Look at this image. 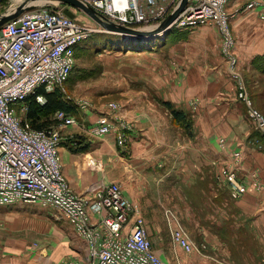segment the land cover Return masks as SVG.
<instances>
[{
	"label": "crops",
	"instance_id": "1",
	"mask_svg": "<svg viewBox=\"0 0 264 264\" xmlns=\"http://www.w3.org/2000/svg\"><path fill=\"white\" fill-rule=\"evenodd\" d=\"M244 3L245 0L231 1L229 12ZM244 23L257 25L251 31L256 35L254 41L246 44L249 53L245 56V63L253 67L252 58L264 52V21L255 12L246 11L231 19L234 29ZM179 33L184 37L189 34L185 30ZM217 33L216 27L208 26L200 33L201 41L178 43L176 49L173 46L170 59L165 57V79L162 77L156 88L161 93L165 91V100L182 106L178 109L192 112L189 100L202 98L200 108L198 103L194 109H199V116L207 114L203 99L207 94L210 96L209 88L217 92L218 80L208 78L207 73L212 68L195 60L191 48L195 50V44H198L197 47L201 49ZM174 56L175 63L171 64ZM170 71L175 75L170 76ZM176 72L180 75H176ZM171 92L175 96L168 95ZM100 94L107 96L111 92ZM146 96L149 98L148 94ZM152 99L159 107L155 108L154 102L146 98L139 102L129 100L122 107L123 113L134 119L132 129L127 132L128 146L125 148L118 145L112 134L96 137L88 132L101 114L110 111L96 104L84 110L77 106L74 115L77 123L61 128L63 140L59 148L62 171L70 186L77 194L89 199L94 197L96 188H106L110 183L117 182L130 200L145 204L147 217H155L158 210H169L172 226H181L197 247L192 260L184 264H264V199L250 185L249 179V172L258 170L264 183V151L251 148L252 137L257 131L254 124V132L230 147L232 150H243L239 180L247 186L244 195L232 198L230 187L217 180L218 166L229 164L232 158L218 148L217 133H212L210 128L201 129L200 124L197 127L194 125L191 134L179 127L178 130L185 132H182L180 142H185L186 136L194 138L192 142L188 139L194 157L188 161L180 160V149L185 148L186 142L185 145L171 142L176 135L172 139L169 131L175 133L177 124L175 120L173 124L170 120L172 113L161 106L157 98ZM26 105L27 109L24 110L23 105L19 104L18 108L22 111V115H19L30 121L27 118L28 102ZM208 111L209 116L217 115L216 110ZM42 116L41 121L46 118ZM50 116V119H54V115ZM226 128L233 130L232 123L226 124ZM232 133L235 134L231 131L229 135ZM186 163L188 166H185ZM212 164L214 170L211 169ZM156 165L164 172L157 171ZM154 233L151 234L149 230L155 243L158 237ZM154 251L162 259H168L171 250L160 245ZM86 253V242L77 235L71 222L55 208L31 203L0 206L1 263L60 264L68 256L83 258Z\"/></svg>",
	"mask_w": 264,
	"mask_h": 264
},
{
	"label": "built area",
	"instance_id": "2",
	"mask_svg": "<svg viewBox=\"0 0 264 264\" xmlns=\"http://www.w3.org/2000/svg\"><path fill=\"white\" fill-rule=\"evenodd\" d=\"M2 0L1 3H3ZM101 18L133 28L149 29L160 24L180 0H81ZM233 0H188L186 7L170 28H193L214 25L226 39L224 51L229 67L235 70L236 58L231 54L230 21L242 11L255 12L264 21V0H245L229 12ZM0 3V4H1ZM65 4L39 3L17 18L0 26V206L31 203L55 208L73 225L87 245L83 258L68 256L60 264H165L154 251L153 242L141 210L123 192L120 183L95 189L93 198L77 194L62 171L59 152L63 140L61 128L77 123L65 110L54 113V124L35 129L17 111L19 104L27 109V99L44 103L38 92L43 87L65 91L64 83L75 66V47L95 32L106 31L81 21L78 12L71 18L63 11ZM69 8L72 9L70 5ZM137 38L138 37H131ZM144 38H141L143 41ZM240 95L243 97L244 93ZM84 110L91 103L76 99ZM117 109L118 106L110 105ZM250 115L258 131H264V118L251 109ZM132 124L119 115L106 112L88 128L92 136L112 134L121 146L128 143ZM236 158L240 153L235 154ZM232 198H240L247 186L236 173L224 170ZM250 185L264 199V183L253 176ZM174 240L186 251L192 245L179 227ZM2 264V263H0Z\"/></svg>",
	"mask_w": 264,
	"mask_h": 264
},
{
	"label": "rangeland",
	"instance_id": "3",
	"mask_svg": "<svg viewBox=\"0 0 264 264\" xmlns=\"http://www.w3.org/2000/svg\"><path fill=\"white\" fill-rule=\"evenodd\" d=\"M23 1L24 0H4L3 3L0 4V14H3L6 11L15 8ZM71 7L73 11L78 12L81 21L96 26V23L94 24V21L90 19L89 16L80 11L78 8L74 6ZM250 24L251 23H248L246 25L244 23L234 29L230 21L229 31L230 35L232 36L231 38L233 44L231 48V54L236 58L235 70L239 75V78H237L233 74L232 69L229 67L228 57L226 52L224 51V43L226 39L224 38L223 33L218 29V27L214 25H204L193 28L173 27L172 29H177V31L173 30L174 32H171V34L167 35V39L169 41H165V34L156 37L154 41L150 42H143L141 40L136 41V38L127 39L125 36H118L121 37L123 42H125V47H134V43H137L141 46H149L147 47L149 48V50L145 51L132 50L128 52L125 50H105L103 52H98L94 49L93 46L85 48L87 45V41L90 38L92 39V37L90 36L86 37L81 41L83 47L79 46L76 52L75 70L72 75L75 76V78L64 83L65 93L68 94L70 96L69 98L73 100H75L76 97L77 99L83 98L85 101L91 103V106H93V104L104 106L108 111L115 113L122 118H125L126 122L134 124V119L130 118L128 114L125 115L122 111V107L126 106L125 103L127 101L131 100L134 102H139L142 101L143 98L153 101L152 98H157L160 105L162 104L163 106H165L163 104L164 101H169L163 98L165 97V91L161 93L160 90L156 88V86L158 82L161 81L162 77L165 79V57L170 59L169 54L173 52V46L176 49L178 43H184L185 40H187L189 43H196L198 41H201L200 33L204 29H206V27H216L218 29V33L216 36L211 37V41H206L205 45L201 49L197 47L198 44H195V50H193L192 48L191 50L192 53L195 54V60L202 61L205 66L208 65L212 68V70L207 73V76L211 80L217 78V92L214 93V88H209V93H211L210 96L209 94H207L208 96L203 99V107L207 109L206 115L199 116V114H197V110L199 109H194L197 108L198 103V108H200L202 98L199 100H191V102L189 100V103L192 107V112L189 110L183 111L187 116V129L192 127L193 124L192 128L194 130V125L197 127V125L200 124L201 129L210 128L212 133H214V131L217 133L218 139L216 142L218 148L223 152H227L230 158L232 157L229 164L218 166L217 180L219 183L230 186L228 180L224 177L226 175L223 172L224 170L234 171L236 173L237 179L239 180V169L243 156V150H232L230 149V147L232 143H237L240 141V138H246L251 132H254V120L250 115L251 109L256 110L264 118V72L260 71V69H257L252 63L254 57L261 54H257L252 58L251 63L254 68L248 67V63H245V56L249 53L246 51V44H251L256 37V35L252 34L251 31L256 28L257 25L255 24L251 26ZM179 30H185L189 34L184 37L185 35L180 34ZM96 34L101 35L102 39H113L115 38V36L117 37L115 33L108 31H101L97 32ZM141 46H137V48ZM262 54H264V52ZM175 58L176 56H174V58H171V60L173 59L172 61H170L171 64L175 63ZM217 72L218 76L216 77ZM177 73L178 72H176V75H180ZM169 75L174 76L175 74L170 71ZM76 76L78 77V79ZM81 76L82 78H80ZM106 91H110L111 94L107 96H100L101 92ZM112 91L114 93H112ZM241 92L244 93L243 97L240 95ZM146 94H148L149 98L146 96ZM168 95L175 96L174 92H171ZM170 102L175 108L182 107H178L172 101ZM154 104L153 106L155 108L159 107L156 102H154ZM110 105L118 106V108L112 109L110 108ZM141 109H144V107H142ZM209 109L216 110L217 115L209 116ZM17 111L18 114L22 115V111L18 108V106ZM160 114H162V112H160ZM162 116H165V114H163ZM170 120L172 121V124L173 120H175V123L177 124V130L175 133L173 130L169 131V136H171L172 139L176 135V139L172 140L171 142L178 143L180 142L179 140L181 139V135L183 134L182 132H184L181 129L178 130V128H183V126H185V121L175 119L174 117H171ZM229 122L232 123L233 130L231 128L225 129V125ZM213 125L215 126V128L213 127ZM225 130L228 131V133H224ZM231 131L235 132V134L232 133L230 136L229 133ZM186 138V145L185 142H180L181 144L185 145V148L183 150L181 148L179 153L180 160L183 161H188V159L194 157V153L192 152L193 148H190V142L188 141L189 139L192 142L194 141V138H189L187 136ZM252 138L251 148L264 151V131L256 132L255 136H253ZM238 152L240 153V157L236 158L235 154ZM179 164L181 163L179 162ZM185 166H188V164L186 163ZM206 167L209 168V166ZM211 169L214 170L213 164L211 166ZM156 170L162 173L164 172V169H159L157 165ZM254 175L261 178L258 170L251 173L249 172L250 182ZM131 201L139 206L141 213L145 218L147 227H149L148 230H150L151 234L155 231L154 234H156L158 237L157 242L154 243L152 241L154 243V248L156 249V246L161 245L164 249L165 246H167L171 250L169 258L163 259L165 264H184L190 262L192 260V254L197 251V247L187 237L186 232L181 226H179V228L183 230L185 237L191 243L192 250L186 251L174 240L173 231L176 229V227L172 226V224L170 223V211L158 210L155 212V217H147L145 212V204L136 202L134 200ZM175 224L177 226L178 221H176ZM170 226L172 231H170ZM7 229L10 230L11 227H8ZM151 240L153 239L151 238Z\"/></svg>",
	"mask_w": 264,
	"mask_h": 264
},
{
	"label": "trees",
	"instance_id": "4",
	"mask_svg": "<svg viewBox=\"0 0 264 264\" xmlns=\"http://www.w3.org/2000/svg\"><path fill=\"white\" fill-rule=\"evenodd\" d=\"M173 30L177 31V29L169 30L165 34V37H166L165 41L168 38L167 35L171 34V32H174ZM115 35H117V37L115 36V38H113V39H108V38L102 39L101 35L93 33L92 36H90V37H92V39H95V40H92L89 37L90 39L87 41V43H86L87 45L85 44L86 45L85 48L93 46L94 49L98 52H101V51L103 52L105 50H111V51H123V50H125L128 52L132 51V50H136V51L149 50V48H147L149 46H141L137 43H134V45H135L134 47L133 46L125 47L124 46L125 42H123L121 37H118L119 34H115ZM96 38H99V39H96ZM154 40L155 39L148 40L147 42L154 41ZM79 46L83 47V45L81 43L77 44V46L75 47V56H76V52H77ZM137 46H141V47L137 48ZM155 47H157V46H155ZM252 63L257 69H260V71L264 72V54L255 56ZM74 70H75V66H74V69L71 72V74L69 75L66 82L75 78V76H72ZM80 78H82V76ZM77 79H78V77H77ZM38 92L40 94H42L45 98V102L43 104H40L39 102H37L36 99H34V97H30L27 99L28 106H29L28 112H27V118L31 121L30 123L33 126V128L45 129V128H48L51 125H53L55 120L50 119L49 116L54 115V113L57 110H65L68 113L75 115V113L77 111V105L75 104V101L73 99L69 98L70 96L68 94H66L65 91L62 90V88L56 87L51 91H46L43 87H41L38 89ZM163 104L172 113V115L175 119L185 121V126H183V128L187 133L191 134L192 133V127L188 128V129L186 128V126H188V124L186 122L187 116H186L185 112L181 109L175 108L170 101H164ZM41 113H43V114H41ZM42 115L46 116V118L43 121H41L42 117H43ZM256 132H258V130Z\"/></svg>",
	"mask_w": 264,
	"mask_h": 264
},
{
	"label": "water",
	"instance_id": "5",
	"mask_svg": "<svg viewBox=\"0 0 264 264\" xmlns=\"http://www.w3.org/2000/svg\"><path fill=\"white\" fill-rule=\"evenodd\" d=\"M1 2L2 0H0V3ZM43 2L52 3L58 6L61 4L67 5L64 6L63 11L66 15L71 18H75L76 13L71 8H69L68 5L74 6L83 13H85L87 16H89L90 19H92L106 31H110L115 34L154 38L156 36H159L161 33L167 32V30L170 29L171 24L177 18L178 14L183 11V9L186 7L188 0H180L165 20H163L156 27L149 29L133 28L129 26H123L114 22H108L105 19L101 18L93 8L89 7L81 0H24L20 5L16 6L15 8L10 9L9 11H6L3 14H0V26L10 20L17 18L22 13L35 8L39 5V3Z\"/></svg>",
	"mask_w": 264,
	"mask_h": 264
},
{
	"label": "bare ground",
	"instance_id": "6",
	"mask_svg": "<svg viewBox=\"0 0 264 264\" xmlns=\"http://www.w3.org/2000/svg\"><path fill=\"white\" fill-rule=\"evenodd\" d=\"M168 31V30H167ZM150 38H153V37H150Z\"/></svg>",
	"mask_w": 264,
	"mask_h": 264
}]
</instances>
